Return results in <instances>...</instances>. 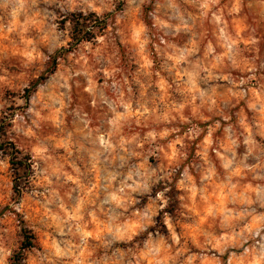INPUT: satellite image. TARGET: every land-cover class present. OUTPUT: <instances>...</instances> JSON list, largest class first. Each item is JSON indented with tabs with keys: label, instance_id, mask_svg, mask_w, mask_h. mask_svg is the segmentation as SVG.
<instances>
[{
	"label": "clouds",
	"instance_id": "9594fccd",
	"mask_svg": "<svg viewBox=\"0 0 264 264\" xmlns=\"http://www.w3.org/2000/svg\"><path fill=\"white\" fill-rule=\"evenodd\" d=\"M0 264H264V0H0Z\"/></svg>",
	"mask_w": 264,
	"mask_h": 264
}]
</instances>
